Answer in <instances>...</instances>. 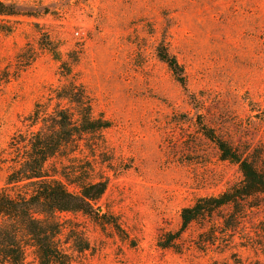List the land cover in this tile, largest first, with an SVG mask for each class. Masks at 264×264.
<instances>
[{
    "label": "rangeland",
    "instance_id": "rangeland-1",
    "mask_svg": "<svg viewBox=\"0 0 264 264\" xmlns=\"http://www.w3.org/2000/svg\"><path fill=\"white\" fill-rule=\"evenodd\" d=\"M2 1L22 15L0 17V191L19 190L6 179L13 148L39 128L32 114L53 112L52 92L75 83L111 127L50 170L107 182L98 207L112 219L58 215L90 246L80 253L68 231L59 237L74 264H264V195L240 208L233 230L221 217L237 207L193 224L175 248L159 246L180 229L183 208L242 181L205 132L264 167V0ZM161 45L183 66L188 91L159 60ZM26 264H38L30 249Z\"/></svg>",
    "mask_w": 264,
    "mask_h": 264
},
{
    "label": "trees",
    "instance_id": "trees-1",
    "mask_svg": "<svg viewBox=\"0 0 264 264\" xmlns=\"http://www.w3.org/2000/svg\"><path fill=\"white\" fill-rule=\"evenodd\" d=\"M18 15L22 14L16 5L0 0V17ZM45 48L55 59H60L55 45L50 43ZM157 56L188 91L185 70L177 58L162 45L157 48ZM52 93L51 97L57 101L54 111L49 112V106L41 108V111L37 108L30 123L39 127L38 130L26 140L24 147L13 148L15 154L17 151V158L12 160L14 165L6 185L19 190L13 194L0 191V264H26L29 249L38 264H74L60 244L59 237L68 231L67 240L80 253L88 251L90 246L84 232L74 227L66 229L59 220V214L80 213L102 226L111 223L112 218L100 213L98 207L107 190V182L86 176L82 170L73 169L71 174L57 170L51 172L49 166L50 161L62 157L64 153L75 152L76 145L85 136L109 129L111 124L103 117H95L89 97L81 86L69 82ZM204 135L216 145L222 161L239 167L242 181L220 196L201 198L183 208L180 229L160 238L162 249L175 248V242L193 224L213 219L228 208L240 209L250 198L264 195V167L235 151L212 131ZM68 185L76 186L78 192L71 193ZM243 212L240 209L233 211L228 218L221 217L225 219L226 230H233L240 224Z\"/></svg>",
    "mask_w": 264,
    "mask_h": 264
}]
</instances>
